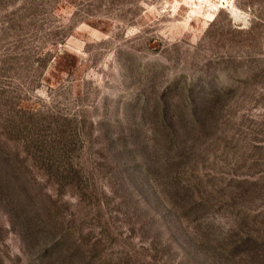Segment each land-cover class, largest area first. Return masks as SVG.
Listing matches in <instances>:
<instances>
[{"label":"rangeland","instance_id":"rangeland-1","mask_svg":"<svg viewBox=\"0 0 264 264\" xmlns=\"http://www.w3.org/2000/svg\"><path fill=\"white\" fill-rule=\"evenodd\" d=\"M0 264H264V0H0Z\"/></svg>","mask_w":264,"mask_h":264}]
</instances>
